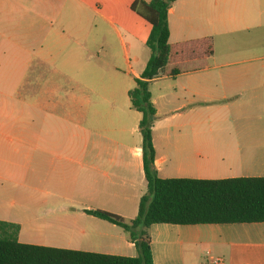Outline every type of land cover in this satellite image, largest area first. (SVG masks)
I'll use <instances>...</instances> for the list:
<instances>
[{
	"label": "crops",
	"instance_id": "obj_1",
	"mask_svg": "<svg viewBox=\"0 0 264 264\" xmlns=\"http://www.w3.org/2000/svg\"><path fill=\"white\" fill-rule=\"evenodd\" d=\"M167 20L170 43L211 38L213 49L205 69L149 83L158 176L264 177V77L225 71L261 59L264 0H175ZM144 21L147 35L123 0H0V220L18 224L19 242L138 255L127 232L86 210L128 221L146 190L127 94L149 57L134 48ZM147 232L154 264H264V222Z\"/></svg>",
	"mask_w": 264,
	"mask_h": 264
},
{
	"label": "trees",
	"instance_id": "obj_2",
	"mask_svg": "<svg viewBox=\"0 0 264 264\" xmlns=\"http://www.w3.org/2000/svg\"><path fill=\"white\" fill-rule=\"evenodd\" d=\"M175 0H134L130 9L150 24L145 44L150 55L127 92L140 113L143 173L146 190L136 216L128 221L111 212L87 213L120 226L133 241L135 257L21 243L19 226L0 220V264H154L147 228L152 224L264 222V177L232 179L161 178L153 167L152 127L156 110L149 83L184 71L205 69L212 54L211 38L169 42L168 9Z\"/></svg>",
	"mask_w": 264,
	"mask_h": 264
},
{
	"label": "rangeland",
	"instance_id": "obj_3",
	"mask_svg": "<svg viewBox=\"0 0 264 264\" xmlns=\"http://www.w3.org/2000/svg\"><path fill=\"white\" fill-rule=\"evenodd\" d=\"M129 2L130 0H123V12H124V16H131L132 18L138 20L141 25V32L143 31V35H147L149 26L148 24L140 19L139 17H137V15H135V13H133L130 9H129ZM124 35V40L127 43V38H126V33L123 32ZM231 36V35H230ZM141 41H138V43L134 46V48L136 49L137 52H139L140 56H149L150 55V49L146 46V44L144 43L142 37L143 36H139ZM238 37H240V35H234L235 40H239ZM128 49V53L130 56H132L133 54V49L131 50V48L127 47ZM261 55V59L257 61V63L253 62V61H247L245 63L242 64H237V65H233L231 67V69H227L225 71H232V75L233 76H238V75H244V76H249V77H264V50L261 51L260 53ZM121 65H124V59L121 60ZM219 71H221L219 69ZM214 75H215V71H214ZM15 96H18V91L15 93ZM18 102H16L17 104ZM204 119L205 120H215V119H219V118H225L228 117L229 114L227 113H223V112H213V111H208V112H204ZM247 115H251L249 116L250 118H256L257 116H259V114L256 113H249Z\"/></svg>",
	"mask_w": 264,
	"mask_h": 264
}]
</instances>
